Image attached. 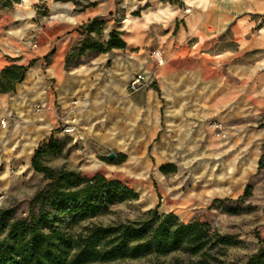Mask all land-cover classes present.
Masks as SVG:
<instances>
[{
	"label": "rangeland",
	"instance_id": "1",
	"mask_svg": "<svg viewBox=\"0 0 264 264\" xmlns=\"http://www.w3.org/2000/svg\"><path fill=\"white\" fill-rule=\"evenodd\" d=\"M174 4L197 16L198 38L183 40L181 50ZM88 6L104 21L100 34L90 35L105 41L118 30L125 46L88 49L66 68L67 53L57 63L49 49L74 30L68 51L79 47L81 26L94 16H77ZM2 49L23 57L26 71L0 95V208L13 207L18 217L37 212L30 202L50 182L31 162L42 148L45 165L101 174L136 193L94 222L126 221L149 209L207 222L240 241L223 250L219 264H247L264 239V0H0ZM52 65L55 73L88 69L81 81L72 77L90 88L83 121L77 112L66 120L60 101H52L70 73L52 75ZM137 74L143 79L131 90ZM171 261L145 256L113 264Z\"/></svg>",
	"mask_w": 264,
	"mask_h": 264
},
{
	"label": "trees",
	"instance_id": "2",
	"mask_svg": "<svg viewBox=\"0 0 264 264\" xmlns=\"http://www.w3.org/2000/svg\"><path fill=\"white\" fill-rule=\"evenodd\" d=\"M103 24L101 16L82 24L85 37L78 40V48L74 44L67 52L66 68L72 55L88 49L109 51L125 46L118 30H112L105 41L90 35L100 34ZM25 71L26 66L16 63L1 68L0 93L13 90ZM42 153V148L34 151L32 166L50 182L30 202L37 204V212L18 217L13 207L0 208V264H113L168 255L171 264H219L224 261L223 250L240 242L234 234L220 232L207 222L184 223L173 213L159 215L155 209L126 221L96 223L95 216L135 198L136 193L101 174L88 178L75 169L45 165ZM259 241V249L247 264H264V239Z\"/></svg>",
	"mask_w": 264,
	"mask_h": 264
},
{
	"label": "crops",
	"instance_id": "3",
	"mask_svg": "<svg viewBox=\"0 0 264 264\" xmlns=\"http://www.w3.org/2000/svg\"><path fill=\"white\" fill-rule=\"evenodd\" d=\"M96 6H88L84 10L80 11L77 19L79 21L86 20L88 18H92L95 15L101 14V12H98L95 10ZM196 14L194 13V10L191 11L189 14L185 16L183 8H180L178 5H175L172 7V28L177 27V36L174 40H176L175 47L177 50H181L184 48L183 40L187 38V40H193L194 38H198V35L196 33H193V31L198 28V23H195ZM79 35L77 31H73L70 34L67 35L66 38L63 39L62 43L58 45V47L49 49L50 52L54 51L55 53V60L57 63L62 61V58L69 50L72 42L76 39V36ZM173 41V39H172ZM174 42V41H173ZM193 45H196L199 43L198 40L192 41ZM45 54V53H43ZM16 54H10L4 49L0 50V70L3 68L6 64H9L10 62L16 63V64H22L24 61V58H17ZM52 75H54V66L52 65ZM56 75H66V72H70L68 74L69 80H64V82H59L57 84L58 86V95L57 97H52V101H60V105L64 112L66 113V120H69L73 113L78 114V117L80 121L84 120V111L86 110L84 107L87 108V104L89 101V97L86 96V93L89 91V87L84 88V85L82 83H78L76 80H73L72 77H77L79 81L83 79L84 76L87 75L88 69H82V68H71V69H65V68H57ZM76 79V78H75ZM73 80V81H72ZM0 95H6L5 93H0ZM74 103V105L72 104ZM53 120V119H52ZM53 122V121H52Z\"/></svg>",
	"mask_w": 264,
	"mask_h": 264
},
{
	"label": "built area",
	"instance_id": "4",
	"mask_svg": "<svg viewBox=\"0 0 264 264\" xmlns=\"http://www.w3.org/2000/svg\"><path fill=\"white\" fill-rule=\"evenodd\" d=\"M186 11H189V8H187ZM151 56L155 59L158 64H162L164 61L163 56L158 49H152ZM142 79L143 76L141 74H137L129 83V87L131 88V90H136L137 87L141 84Z\"/></svg>",
	"mask_w": 264,
	"mask_h": 264
},
{
	"label": "water",
	"instance_id": "5",
	"mask_svg": "<svg viewBox=\"0 0 264 264\" xmlns=\"http://www.w3.org/2000/svg\"><path fill=\"white\" fill-rule=\"evenodd\" d=\"M109 157H110V158L114 157V154H113V153H110V154H109Z\"/></svg>",
	"mask_w": 264,
	"mask_h": 264
}]
</instances>
